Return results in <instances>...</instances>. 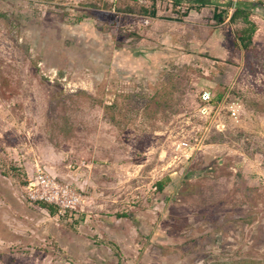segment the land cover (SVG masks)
I'll return each instance as SVG.
<instances>
[{
	"label": "rangeland",
	"instance_id": "374dc122",
	"mask_svg": "<svg viewBox=\"0 0 264 264\" xmlns=\"http://www.w3.org/2000/svg\"><path fill=\"white\" fill-rule=\"evenodd\" d=\"M128 3L0 0V264H264V9L244 52L231 7ZM38 166L81 202L32 201Z\"/></svg>",
	"mask_w": 264,
	"mask_h": 264
},
{
	"label": "trees",
	"instance_id": "16d2710c",
	"mask_svg": "<svg viewBox=\"0 0 264 264\" xmlns=\"http://www.w3.org/2000/svg\"><path fill=\"white\" fill-rule=\"evenodd\" d=\"M170 1L172 2L174 7L181 6L182 4L187 5L186 10L181 14V16H179L176 19L178 21H181L183 16H186L191 9L198 10L201 5H205L208 2V0H170ZM132 2L133 3L126 4L124 7H118L117 10L122 12H134L135 7L138 6V11L140 14L149 15L151 17L157 16L156 0H152V4L150 6L139 5L137 0H132ZM216 4L217 5L215 7L213 14V19L215 20L216 23H222L227 18L228 15L227 8L233 7V11L229 16V22L231 24L240 25L239 27H236L234 32L235 46L238 49L243 50L244 52L251 51L254 45V36L258 29L257 22L253 19V11L256 7H260L261 9H264L263 2L258 1L256 3L249 0L230 1L226 3L225 9L219 7L217 2ZM11 169L16 171L18 170L16 167H12ZM16 175L20 178L22 185L24 186L27 185L28 179L26 177H22L19 171H17ZM169 180H170L169 178L159 180L156 183L157 189L159 191H162L167 185V182H169ZM36 204L41 208L46 209L51 215L57 214V208L52 203L46 201H36ZM119 216L131 218L132 215L128 213H122L119 214ZM107 243L114 245V247L116 248V254L120 255L118 247L114 243L111 242H107Z\"/></svg>",
	"mask_w": 264,
	"mask_h": 264
},
{
	"label": "built area",
	"instance_id": "2783aa9c",
	"mask_svg": "<svg viewBox=\"0 0 264 264\" xmlns=\"http://www.w3.org/2000/svg\"><path fill=\"white\" fill-rule=\"evenodd\" d=\"M233 11V7H231ZM202 113H211L212 111L222 108V105H215L213 94L210 90L204 89L200 95ZM227 112L233 119H238L241 105L237 101L228 103ZM34 179L27 184L29 197L32 201H46L55 203L59 207L60 212H64L67 207H75L81 202L79 195L74 193L67 185L60 184L54 179L49 178L38 166Z\"/></svg>",
	"mask_w": 264,
	"mask_h": 264
},
{
	"label": "crops",
	"instance_id": "0c3cea01",
	"mask_svg": "<svg viewBox=\"0 0 264 264\" xmlns=\"http://www.w3.org/2000/svg\"><path fill=\"white\" fill-rule=\"evenodd\" d=\"M216 2L218 3L219 7H221V8H225V7H226V5H222V3H220V1H216V0H208V2H207L205 5H201V6L199 7L198 10H196V9H191V10H195L196 13L202 14V12H203L205 9H210V10H211V16L213 17L214 10H215V7H216V5H217ZM191 10L189 11L188 14L191 13ZM188 14H187V15H188ZM223 22L226 23L227 20H224ZM222 24H223V23H222Z\"/></svg>",
	"mask_w": 264,
	"mask_h": 264
}]
</instances>
